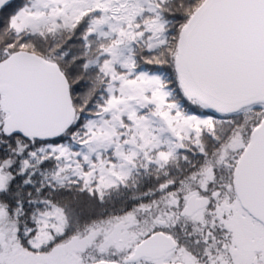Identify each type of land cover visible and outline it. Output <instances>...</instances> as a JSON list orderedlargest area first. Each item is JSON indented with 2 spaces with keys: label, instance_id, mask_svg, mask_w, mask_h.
<instances>
[{
  "label": "snow or ice",
  "instance_id": "obj_1",
  "mask_svg": "<svg viewBox=\"0 0 264 264\" xmlns=\"http://www.w3.org/2000/svg\"><path fill=\"white\" fill-rule=\"evenodd\" d=\"M0 264H264V0H0Z\"/></svg>",
  "mask_w": 264,
  "mask_h": 264
}]
</instances>
